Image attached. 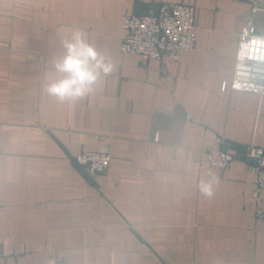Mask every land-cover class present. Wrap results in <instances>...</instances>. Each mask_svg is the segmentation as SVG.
Here are the masks:
<instances>
[{
	"label": "crops",
	"instance_id": "obj_1",
	"mask_svg": "<svg viewBox=\"0 0 264 264\" xmlns=\"http://www.w3.org/2000/svg\"><path fill=\"white\" fill-rule=\"evenodd\" d=\"M162 1L195 6V47L121 52L124 14ZM247 25L264 33V0H0V264H264V190L244 158L264 147V93L222 90ZM77 30L113 71L59 102L46 89ZM103 148L105 173L76 162ZM212 148L233 165L211 168Z\"/></svg>",
	"mask_w": 264,
	"mask_h": 264
},
{
	"label": "built area",
	"instance_id": "obj_2",
	"mask_svg": "<svg viewBox=\"0 0 264 264\" xmlns=\"http://www.w3.org/2000/svg\"><path fill=\"white\" fill-rule=\"evenodd\" d=\"M195 6L185 2H159L147 13H125L122 18L123 32L120 38V51L135 53L147 61L161 59L169 54L176 59L182 51H189L196 45L195 29L197 26ZM245 67H259V75L243 74ZM236 75L222 90L251 91L264 93V33L253 25H247L239 35L236 52ZM218 143L222 139L218 138ZM244 158L248 168L256 173L253 198L261 201L264 190V147L252 145ZM87 173L91 175L105 173L110 165L109 148L94 151H82L75 156ZM236 155L223 149H210L208 163L211 168H230ZM258 214L259 211H254Z\"/></svg>",
	"mask_w": 264,
	"mask_h": 264
},
{
	"label": "clouds",
	"instance_id": "obj_3",
	"mask_svg": "<svg viewBox=\"0 0 264 264\" xmlns=\"http://www.w3.org/2000/svg\"><path fill=\"white\" fill-rule=\"evenodd\" d=\"M61 44L65 54L53 63L55 70L64 75L50 83L46 89L48 95L59 102L85 97L94 90L101 76H107L113 71L110 59L88 43L82 31H74ZM198 188L202 195L211 197L214 192L213 180H201Z\"/></svg>",
	"mask_w": 264,
	"mask_h": 264
}]
</instances>
